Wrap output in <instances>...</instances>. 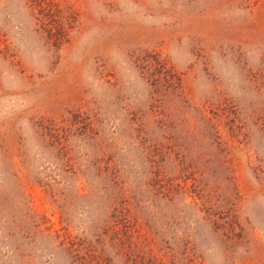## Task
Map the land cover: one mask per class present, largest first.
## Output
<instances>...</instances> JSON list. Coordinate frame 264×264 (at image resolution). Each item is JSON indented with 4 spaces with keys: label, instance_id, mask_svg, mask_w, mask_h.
Returning a JSON list of instances; mask_svg holds the SVG:
<instances>
[{
    "label": "rangeland",
    "instance_id": "374dc122",
    "mask_svg": "<svg viewBox=\"0 0 264 264\" xmlns=\"http://www.w3.org/2000/svg\"><path fill=\"white\" fill-rule=\"evenodd\" d=\"M0 0V264H264V0Z\"/></svg>",
    "mask_w": 264,
    "mask_h": 264
},
{
    "label": "trees",
    "instance_id": "16d2710c",
    "mask_svg": "<svg viewBox=\"0 0 264 264\" xmlns=\"http://www.w3.org/2000/svg\"><path fill=\"white\" fill-rule=\"evenodd\" d=\"M31 14L35 25L43 30L64 39L67 32L74 26L69 16L63 15L55 0H22ZM64 37V38H63Z\"/></svg>",
    "mask_w": 264,
    "mask_h": 264
}]
</instances>
